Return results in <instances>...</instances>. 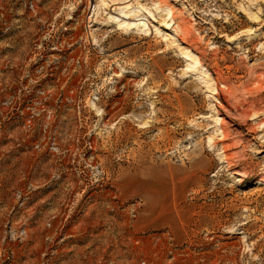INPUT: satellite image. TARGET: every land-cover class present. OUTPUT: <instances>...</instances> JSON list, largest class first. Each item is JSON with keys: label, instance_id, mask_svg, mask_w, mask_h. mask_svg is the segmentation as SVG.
Returning a JSON list of instances; mask_svg holds the SVG:
<instances>
[{"label": "rangeland", "instance_id": "obj_1", "mask_svg": "<svg viewBox=\"0 0 264 264\" xmlns=\"http://www.w3.org/2000/svg\"><path fill=\"white\" fill-rule=\"evenodd\" d=\"M0 264H264V0H0Z\"/></svg>", "mask_w": 264, "mask_h": 264}, {"label": "bare ground", "instance_id": "obj_2", "mask_svg": "<svg viewBox=\"0 0 264 264\" xmlns=\"http://www.w3.org/2000/svg\"><path fill=\"white\" fill-rule=\"evenodd\" d=\"M128 27V26H127ZM179 29H180V32H182L183 34H187L188 32L184 29V27H179ZM185 54H188V51H187V49H185ZM194 65L195 66H200V63L198 62V60H194ZM208 79V78H207ZM210 83H212V80H210V79H208V82H206L205 83V85H206V87L208 88V89H214L213 87L215 86V84H213V85H209ZM214 91V90H213ZM220 130H221V128H220ZM221 132H223L222 130H221ZM223 134V133H222ZM211 141V138L209 139V142ZM223 158L224 159H226L225 158V155H223ZM228 163V162H227Z\"/></svg>", "mask_w": 264, "mask_h": 264}]
</instances>
